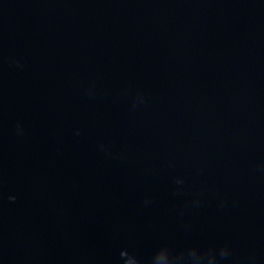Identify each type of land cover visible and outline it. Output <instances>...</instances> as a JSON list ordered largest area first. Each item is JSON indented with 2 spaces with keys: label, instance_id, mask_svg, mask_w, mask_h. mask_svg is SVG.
Listing matches in <instances>:
<instances>
[{
  "label": "water",
  "instance_id": "obj_1",
  "mask_svg": "<svg viewBox=\"0 0 264 264\" xmlns=\"http://www.w3.org/2000/svg\"><path fill=\"white\" fill-rule=\"evenodd\" d=\"M0 264H264V0H0Z\"/></svg>",
  "mask_w": 264,
  "mask_h": 264
}]
</instances>
